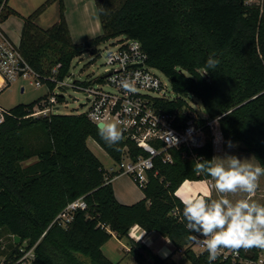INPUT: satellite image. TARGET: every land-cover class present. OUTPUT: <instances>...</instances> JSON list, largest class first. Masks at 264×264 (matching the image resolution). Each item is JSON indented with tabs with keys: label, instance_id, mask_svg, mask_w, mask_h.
<instances>
[{
	"label": "trees",
	"instance_id": "1",
	"mask_svg": "<svg viewBox=\"0 0 264 264\" xmlns=\"http://www.w3.org/2000/svg\"><path fill=\"white\" fill-rule=\"evenodd\" d=\"M94 1L102 34L81 44L71 40L63 0H48L22 17L19 50L50 94L69 75L75 57L95 53L99 44L119 37L136 39L147 64L169 79L177 96L160 102L163 111L186 106V98L198 99L208 117L220 116L223 141L239 144L264 165V11L245 0ZM6 2L0 0L1 21L17 15ZM52 2L58 4V20L42 28L36 19ZM210 55L219 60L213 70L206 69ZM56 98L64 101L62 94ZM45 99L47 95L14 106L0 124V234L13 236L5 261L17 259L20 246H34L33 264H117L101 249L114 233L129 239V252L138 264H177L131 239L129 230L138 225L146 232L156 231L169 239L173 251L189 244L194 233L185 227L183 204L175 192L185 180L211 179L192 170L197 159L214 156L210 133L196 150L197 159L187 158L183 149L169 150L171 162L154 158L141 188L144 197L123 204L87 139H94L117 162L125 146L133 157L145 154L123 137L117 144L106 143L84 113L32 116L35 105L40 107ZM32 157L37 158L34 163L21 165ZM80 197L87 204L85 210L75 211L66 227L51 224ZM183 254L189 264H208L204 253L195 255L185 248Z\"/></svg>",
	"mask_w": 264,
	"mask_h": 264
},
{
	"label": "built area",
	"instance_id": "2",
	"mask_svg": "<svg viewBox=\"0 0 264 264\" xmlns=\"http://www.w3.org/2000/svg\"><path fill=\"white\" fill-rule=\"evenodd\" d=\"M244 3L259 8L260 13L264 11V0H245ZM3 11L4 5L0 3V22ZM111 43L113 45L104 52L106 64L110 66L106 73L82 83L74 80L69 86L83 90L85 100L81 105L85 106L84 114L90 122L95 125L101 120L118 122L122 137L132 141L145 154L133 157L125 146L121 160H113L117 173L129 175L142 188L148 181V172L153 169L154 158L157 156H161L163 162H171L169 150L183 149L187 158L197 159L196 150L205 145L207 131L212 136V145L215 148L217 134L221 135L218 121L220 116L210 118L203 110V114H197L191 110L188 98L186 106L169 112L163 111L160 102L177 99V96L168 95V85L161 78L167 77L159 69L147 64V55L138 40L119 37ZM52 72L56 73L55 69ZM30 73L36 77V86L44 84L43 78L31 69L22 56L18 45L0 27V86H8L18 77H26ZM136 74H139L138 78ZM126 77L138 79L134 93L130 94L119 87V80ZM65 84L64 80L59 81L55 88H68ZM60 104L56 94L51 93L40 102V107L33 109L31 115L47 116ZM5 115H10L9 111L0 107V124ZM106 180L109 181V178ZM211 185L209 183V188H212ZM86 208L83 197L77 198L68 203L51 224L66 227L75 211ZM193 237L187 246L176 251L183 253L188 248L195 255H208L203 243L205 238ZM19 251L21 255L17 259L8 262L3 259L0 264H33L34 246L29 249L21 246ZM213 264H264V249L222 248Z\"/></svg>",
	"mask_w": 264,
	"mask_h": 264
},
{
	"label": "clouds",
	"instance_id": "3",
	"mask_svg": "<svg viewBox=\"0 0 264 264\" xmlns=\"http://www.w3.org/2000/svg\"><path fill=\"white\" fill-rule=\"evenodd\" d=\"M205 63L206 69L213 70L219 60L210 55ZM137 78H121L119 87L130 94L134 93ZM97 129L98 135L110 145L122 139V129L118 122L101 120L97 123ZM229 146H232L230 142ZM192 170L197 175L210 177L211 187L221 194L219 198L213 199L207 193H198L182 200L185 227L195 236L205 238L203 243L208 254V264L217 260L222 248L264 249V203L250 195L235 200L226 195L255 193L261 177H264V165L254 163L251 157L226 153L219 158L215 155L211 159H197Z\"/></svg>",
	"mask_w": 264,
	"mask_h": 264
},
{
	"label": "crops",
	"instance_id": "4",
	"mask_svg": "<svg viewBox=\"0 0 264 264\" xmlns=\"http://www.w3.org/2000/svg\"><path fill=\"white\" fill-rule=\"evenodd\" d=\"M47 1L48 0H7L6 6L14 10L17 13V15L15 14L9 15L7 18H5L3 21L0 22V27L2 32L13 43L18 45L20 40L21 29L23 26L22 17L29 16L31 13H33L36 9L41 7ZM63 4H64V16L67 22L71 40L74 44H81L87 42L102 34V27L94 0H63ZM58 16H59L58 4L57 2H52L46 6V8L42 11V13L39 14V16L36 19V24L42 28H48L52 26L55 22H57ZM5 87L2 84L0 86V91ZM21 90H23V88H21ZM89 141L91 142V144L89 143ZM235 144L239 147V149H242V146H240L237 143ZM87 145L89 149L101 161V163H103L99 155L96 154V152L92 149L91 146L92 145L96 146V148L106 153V155H108L107 152L104 151L92 138L87 139ZM224 146L226 149L222 148V152L221 155H219V157L223 156L228 151H230L232 147H234V146L230 147L228 144ZM104 169L106 170L107 178H109V181L113 187L115 197L120 203L129 205L141 200L144 197L142 190H139L131 182V180H129L128 178L129 175L117 173L115 171V165H108V167H104ZM118 178H123V179L127 178L128 181L126 182V185L119 183V187L115 186L114 183L117 181ZM209 183L212 184L211 179L198 180V181L185 180L176 190L175 194L177 197L181 199V201L198 193L201 195L207 193L210 197H213L214 189L209 188ZM220 195L221 194H219V196ZM226 195L228 196V194ZM111 234L112 236L110 239L114 240L117 244H119L121 249L125 252L124 260L121 259L120 261H117L115 263L138 264L135 260V256H133L129 252L130 250L129 239L127 238L119 239L116 237L114 233ZM129 237L136 242H141L145 244L152 251H154V253L158 254L159 257L161 258H169L173 260L171 258L173 254L179 253L177 251L173 252L174 246L169 241L168 238L163 237L156 231L146 232L138 225H133L130 228ZM106 243H104L101 247L102 252L104 249V245H106ZM112 249L114 248L112 247ZM108 252H109V248H108ZM180 254L182 253L180 252Z\"/></svg>",
	"mask_w": 264,
	"mask_h": 264
},
{
	"label": "rangeland",
	"instance_id": "5",
	"mask_svg": "<svg viewBox=\"0 0 264 264\" xmlns=\"http://www.w3.org/2000/svg\"><path fill=\"white\" fill-rule=\"evenodd\" d=\"M112 40L108 42H104L99 44L96 47V52L91 53L90 51H85L81 55L75 57L70 66L69 75L64 79L66 82L65 85L68 88H55L52 93L53 94H62L64 96V102H62L57 109H53L54 114H71V115H78L85 112V106L81 105L84 102V92L80 88H75L69 86L74 80L85 82L88 79L103 76L106 71L109 69V65L106 64L105 59V51L109 49L113 44L111 43ZM164 82L168 85V95L171 97H175L176 95L170 89V81L168 78L161 77ZM36 77L34 74H29L26 77H18L16 81L12 82L5 88L0 91V107L4 108L5 110L9 111L14 106L18 104H30L34 102L36 99L47 95L49 97L50 93L46 85L42 84L41 86L35 85ZM23 88V90H21ZM191 104V110L197 112V114H203L201 102L196 98L188 99ZM35 107H39L38 104ZM217 146L214 149V156L221 155L222 148L226 149L224 145H229V142L223 143L222 135L217 134ZM91 144V142L89 141ZM232 149L227 152V154H234L238 157H251L252 161L256 163L257 161L253 158V156L247 152H244L242 149L234 143L230 142ZM89 144V145H90ZM223 146V147H222ZM92 149L99 155L100 159L102 160V164L104 167H108V165H114L113 160L106 155L103 151L96 148V146H91ZM36 157H32L29 160H25L21 163L23 167L33 163L36 161ZM129 180L139 189L141 190L140 186L136 184V182L129 176ZM128 181L127 178H118L117 181L114 183L115 186L119 187L120 184L126 185ZM260 186L255 193L253 194H243V193H236V194H228L230 199H239L245 198L246 196L250 195L251 198L256 199L257 201L264 203V177L260 179ZM219 194L214 191L213 199L219 198ZM13 240V236L10 233H1L0 234V261L5 259L7 255H9L10 250L12 249L11 243ZM16 243V242H15ZM21 247V246H20ZM112 247L114 249H112ZM109 248V252H108ZM120 248V249H119ZM111 249V250H110ZM174 249V248H173ZM103 252L106 256L113 262L120 261L121 259L124 260L125 252L121 249L119 244H117L114 240L110 239L106 245H104ZM154 252V251H153ZM174 252V251H173ZM158 255V254H157ZM159 256V255H158ZM177 264H189V261L182 253H175L171 257ZM126 259V258H125ZM135 264V263H133Z\"/></svg>",
	"mask_w": 264,
	"mask_h": 264
},
{
	"label": "water",
	"instance_id": "6",
	"mask_svg": "<svg viewBox=\"0 0 264 264\" xmlns=\"http://www.w3.org/2000/svg\"><path fill=\"white\" fill-rule=\"evenodd\" d=\"M18 241H19V237L18 236H15V242L18 243Z\"/></svg>",
	"mask_w": 264,
	"mask_h": 264
},
{
	"label": "bare ground",
	"instance_id": "7",
	"mask_svg": "<svg viewBox=\"0 0 264 264\" xmlns=\"http://www.w3.org/2000/svg\"><path fill=\"white\" fill-rule=\"evenodd\" d=\"M145 237V236H144ZM150 237V236H149Z\"/></svg>",
	"mask_w": 264,
	"mask_h": 264
}]
</instances>
